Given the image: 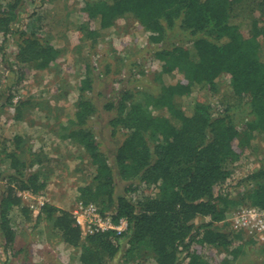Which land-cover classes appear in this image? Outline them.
<instances>
[{
    "label": "trees",
    "instance_id": "1",
    "mask_svg": "<svg viewBox=\"0 0 264 264\" xmlns=\"http://www.w3.org/2000/svg\"><path fill=\"white\" fill-rule=\"evenodd\" d=\"M38 1L43 0H0V34L8 38L18 32L17 62L28 71L57 70L65 47L45 42L35 30L13 31L20 8ZM243 1L73 3L83 20L79 30L93 43L121 20L139 23L157 45L165 43L167 32L176 27L190 36V46L157 52L161 64L157 95L147 94L134 102L131 92L124 90L107 105L114 113L111 136L116 139L121 130L125 132L113 162L86 128L95 113L92 102L81 98L76 110L67 111L63 127L67 133L61 138L78 148L80 157L88 158L92 167L91 182L78 190L79 201L95 204L103 214L112 213L116 221L127 218L130 224L121 238L114 233L84 238L71 213L47 203L40 216L60 230L66 242L81 248L80 264H111L123 253L127 260L148 254L144 259L152 258L155 264H183L184 254L187 264H211L200 255L207 246L227 255L222 264H233L240 255L238 242L246 237L232 232L225 221L244 206L264 209V167L239 181L251 186L239 199L233 200L225 190L216 193V189L225 185L227 189L244 157L245 149L236 142L240 123L233 114L245 100L254 117L246 131L264 133V0L259 2L262 15L252 19L234 14ZM176 70L185 79L166 82L165 76ZM227 75L228 86L220 80ZM81 84L83 94L91 90L93 80L87 77ZM203 88L209 89L218 112L199 102L187 115L183 98ZM23 104L16 106L19 117ZM251 135L250 139L255 137ZM25 143L21 135L12 139L11 147L0 143V244L5 251L16 244L17 212L25 218L32 213L23 205L25 194H43L48 187L43 157L30 154L31 159L26 160ZM118 181L126 184L123 194L117 193ZM197 220L203 223L196 225Z\"/></svg>",
    "mask_w": 264,
    "mask_h": 264
},
{
    "label": "rangeland",
    "instance_id": "2",
    "mask_svg": "<svg viewBox=\"0 0 264 264\" xmlns=\"http://www.w3.org/2000/svg\"><path fill=\"white\" fill-rule=\"evenodd\" d=\"M75 1L79 0L25 3L20 8L18 22L13 25V31L35 30L45 42L65 47L62 64L57 70L28 71L17 62L18 32L8 38L0 34V143L2 147H11L16 135L25 138L27 152L24 158L31 159L30 154L43 157V169L49 174L48 187L42 194L45 201L69 214L79 201V188L92 180V167L88 158L80 157L78 148L66 145L67 142L61 138L67 133L63 130L67 111L70 108L76 110L81 98L92 102L95 113L89 118L86 128L95 135L100 150L113 162L125 132L121 130L116 139L111 136L110 121L114 113L106 109L107 105L115 102L124 90L131 92L134 102L141 101L147 94L157 95L160 91L157 79L161 72L157 52L190 46V36L178 27L167 32L165 43L154 44L150 33L132 20L117 22L93 43L79 30L83 20L73 4ZM260 1L244 0L234 14L249 19L261 16ZM87 77L93 80V85L90 91L82 94L81 82ZM183 79L184 73L179 70L165 76L168 83ZM229 79L227 75L220 80L228 86ZM9 96L12 97L11 104L8 103ZM21 102L24 104L19 117L16 106ZM199 102L212 105L213 111L218 112L209 89L203 88L183 98L185 113L191 115ZM233 115L240 123L236 142L241 150L245 149L244 157L227 182V189L226 185L222 189L219 187L216 193L225 190L234 200L251 189V186L240 185L239 181L264 167V133L251 135L246 131L247 123L254 120L247 100ZM250 135L255 137L250 139ZM125 186L118 181L117 193L123 194ZM36 203L35 197L23 198L26 207ZM16 216V244L9 251L0 250V264H80L81 248L66 242L63 233L45 217L32 212L30 218H25L20 211ZM202 223L201 220L196 221V225ZM82 235L84 238L88 236ZM238 245L242 246V251L233 264H264V245L248 238ZM185 255L181 256L183 264L188 263ZM200 255L211 264H222L227 256L208 246L202 248ZM146 257L148 254L127 260L123 253L111 264H155L152 258L145 260Z\"/></svg>",
    "mask_w": 264,
    "mask_h": 264
},
{
    "label": "built area",
    "instance_id": "3",
    "mask_svg": "<svg viewBox=\"0 0 264 264\" xmlns=\"http://www.w3.org/2000/svg\"><path fill=\"white\" fill-rule=\"evenodd\" d=\"M25 196L35 197L37 203L30 209L33 213L41 215L42 208L48 203L44 195L26 193ZM72 216L75 225L86 235L114 233V236L121 238L129 232L130 224L127 218L116 221L112 213H101L93 203L85 204L83 201H78ZM225 223L232 232L243 234L246 238L264 245V209L253 206L242 207L226 219ZM1 249L5 252L2 245H0Z\"/></svg>",
    "mask_w": 264,
    "mask_h": 264
},
{
    "label": "crops",
    "instance_id": "4",
    "mask_svg": "<svg viewBox=\"0 0 264 264\" xmlns=\"http://www.w3.org/2000/svg\"><path fill=\"white\" fill-rule=\"evenodd\" d=\"M66 145H68V146L70 145V147L75 148L70 143H66ZM78 200H79V198H78Z\"/></svg>",
    "mask_w": 264,
    "mask_h": 264
}]
</instances>
